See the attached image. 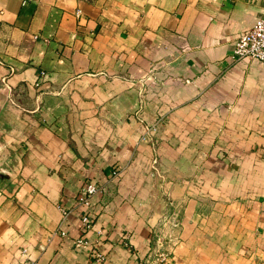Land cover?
<instances>
[{"label":"crops","instance_id":"0c3cea01","mask_svg":"<svg viewBox=\"0 0 264 264\" xmlns=\"http://www.w3.org/2000/svg\"><path fill=\"white\" fill-rule=\"evenodd\" d=\"M263 12L264 0H0V264H145L154 248L161 264H252L264 63L231 56ZM88 180L103 186L86 233L101 262L75 245Z\"/></svg>","mask_w":264,"mask_h":264},{"label":"built area","instance_id":"2783aa9c","mask_svg":"<svg viewBox=\"0 0 264 264\" xmlns=\"http://www.w3.org/2000/svg\"><path fill=\"white\" fill-rule=\"evenodd\" d=\"M233 60L243 58H254L264 63V12L259 16L253 26L244 31L237 38L235 48L232 54ZM117 171L114 170L113 174ZM103 186L95 181H86L78 191L75 198V206L80 210V235L75 238V245L89 248L92 256L99 262L103 261L104 255L95 250L94 246L88 241L86 233L93 224V215L90 211L92 198L102 190ZM70 209L61 207L62 221L61 225L66 221ZM59 226L60 234L67 235ZM166 253L160 248H154L148 254L145 264H161L166 260Z\"/></svg>","mask_w":264,"mask_h":264},{"label":"rangeland","instance_id":"374dc122","mask_svg":"<svg viewBox=\"0 0 264 264\" xmlns=\"http://www.w3.org/2000/svg\"><path fill=\"white\" fill-rule=\"evenodd\" d=\"M252 264H264V250L253 258Z\"/></svg>","mask_w":264,"mask_h":264}]
</instances>
